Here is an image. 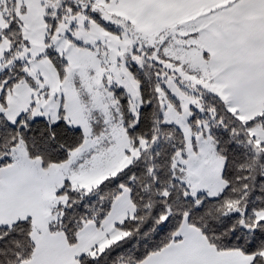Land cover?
Masks as SVG:
<instances>
[{"label":"rangeland","instance_id":"obj_1","mask_svg":"<svg viewBox=\"0 0 264 264\" xmlns=\"http://www.w3.org/2000/svg\"><path fill=\"white\" fill-rule=\"evenodd\" d=\"M63 1L0 0V36L7 29L4 13H9L18 21L23 40L19 49L12 50L13 43L7 37L1 39L0 69H15L17 61H23V69L27 72V76L9 90L6 115L10 120L23 113L44 115L52 121L63 116L71 127L82 130L85 137L83 146L74 151L67 162L47 169L40 159L29 158L24 143L14 149L12 173L3 171L1 180L17 181L26 188L22 194L14 191L8 197L9 207L18 212L13 213V218L10 214L7 220L0 219V224L11 226L16 219L30 215L35 235L51 221L53 209L66 202L65 196L58 195L66 183L72 189L90 191L126 169L140 155L131 145L121 102L114 92H125L130 101L129 112L137 117L143 101L139 82L131 72V63L141 66L144 61L134 54L135 41L131 32H135L123 25L114 26L115 33L95 21L93 15L98 14L97 8L107 6L112 0H65L66 6L58 17ZM110 24L115 25L114 20ZM210 30H199L201 37L198 39H184L185 31L162 34L147 38L146 43L143 46L139 43L137 48L141 51L159 49L168 39L166 53L195 71L192 74L181 68H170L164 88L178 101L180 110L160 89L161 111L165 122L178 127L186 138V157L179 155L177 159L184 172L182 181L189 185L193 195L203 193L216 198L225 188L224 159L216 151L207 123L199 121L196 131L190 126L195 111L201 109L203 95L221 96L213 78L207 76L209 62L204 50H207L205 42ZM52 53L67 62L63 78L49 56ZM100 122L101 132L95 135L94 125ZM133 211L129 191L125 189L100 229L93 223L85 225L79 246L73 252L76 255L102 252L122 240L126 233L117 225L131 217ZM259 219H264V214H260ZM40 263L71 264L61 259L32 262Z\"/></svg>","mask_w":264,"mask_h":264},{"label":"trees","instance_id":"obj_2","mask_svg":"<svg viewBox=\"0 0 264 264\" xmlns=\"http://www.w3.org/2000/svg\"><path fill=\"white\" fill-rule=\"evenodd\" d=\"M56 1L53 0V2ZM65 6L64 0L58 8V17L61 16L62 8ZM9 15V13L8 15L4 13L7 29L0 36V41L3 37H7L13 43L12 50H17L23 45L22 32L18 21L13 18L14 16L10 17ZM93 17L100 25L115 33L117 32L114 26L123 27L124 25L129 28L130 25L129 23L124 24V20L118 17L114 18L115 25L102 20L99 14H94ZM49 21L50 19H48ZM131 36L135 41V56L144 61L141 66L134 62L131 63V72L139 82L143 101V106L137 117L132 116L129 112L130 101L125 92L122 90H115L114 92L121 102L124 126L131 145L133 149L140 151V155L126 169L115 176L109 177L90 191L75 190L71 188L69 183H66L65 188L58 194L65 196L66 202L57 205L53 209L49 231L63 234L70 246L77 245L79 235L85 225L93 223L97 228H101L104 221L111 214L116 200L122 195L123 190L127 189L134 207L133 215L117 226L126 233V236L102 252L93 251L79 256L76 264H86L88 257H102L105 254L107 260H101L100 264H129L130 255L137 249L142 253H146L145 259H147L176 242L178 232L185 221L198 230L215 250L219 252L237 251L254 258L250 253L244 251L246 245L241 244L235 238L229 239L227 234L222 233L221 230L225 225L237 219L236 213L243 214L245 206L249 210V214L251 211L256 212L255 224L264 220L259 219L260 214H264V171H261L259 167L254 166L252 163L226 164L229 158L220 150L221 142L224 140L226 133L222 129H213L212 125L214 122L229 127L234 125L235 131L247 133L250 146H254L259 152H264V142L259 141L253 134L257 128L264 130V114L246 121L237 111L232 110L222 97L217 95H203L201 97V109L199 111L194 110L195 113L190 120V126L193 131H196L199 121L208 124L209 134L214 141L216 151L224 159L222 179L225 188L216 198H209L207 195L200 197V200L205 201L207 210H202L201 213L194 214L192 217L184 212L182 218L178 211L171 219L165 213L160 216V221L164 222L163 230L156 236H153L149 231L148 226L151 224L149 215L158 213L160 206L151 211L149 208L141 206L144 202L141 197L147 198L150 195V193L143 191L144 185L148 183L149 187H152L149 180L157 178L155 174H158L161 181L173 182L171 177L179 176L180 172H183L181 166L177 164L179 155L183 158L186 157V138L178 127L165 122L161 111L159 90L163 89L175 108L180 110L178 101L164 88V79L167 77V73L171 74L170 68L187 70V67L182 66L180 61L169 57L165 53V44L161 45L159 49L148 48L141 51V48H137L138 44L140 43L143 46L148 39L133 32H131ZM49 56L58 69L61 78H63L67 62L55 53ZM9 57L8 54L6 59L8 60ZM20 67L21 65L17 64L15 69ZM24 78L25 76H21L15 84ZM63 120L65 121L64 118ZM65 124L68 127L61 124L57 129L61 134L57 143H63L66 150L51 147L39 139L35 142L32 139H22L17 143H11L10 147L9 144L5 143L0 147V170L13 163L12 153L21 142L24 143L29 158L40 159L45 169L67 162L71 154L83 146L85 137L82 130L76 131L77 128L71 127L66 121ZM101 125V122L94 125L95 135L100 134ZM42 126L43 123L38 122L34 127ZM234 151L237 160H242L241 153L243 149L237 147ZM257 158L253 157L252 159ZM176 169H179V171H176ZM244 169H252V171H244ZM149 172L154 173L151 178L148 175ZM183 176L180 177L181 180ZM185 191L190 190L188 188ZM70 204L72 205V211L68 213L67 219H62V217H65L66 208ZM22 221L29 222L28 226H20L25 227L27 235L34 241L28 257L31 260L36 251L33 220L30 218L22 219L11 226L18 225ZM141 221H144V223L142 224ZM29 227L30 230H28ZM24 243L27 247L29 242L24 239Z\"/></svg>","mask_w":264,"mask_h":264},{"label":"crops","instance_id":"obj_3","mask_svg":"<svg viewBox=\"0 0 264 264\" xmlns=\"http://www.w3.org/2000/svg\"><path fill=\"white\" fill-rule=\"evenodd\" d=\"M102 8L113 20L123 19L125 24H130V29L148 39L179 31L187 32L184 39H198L199 30L211 28L205 42L207 50H204L209 62L207 76L213 78L220 97L244 120L264 114V0H112ZM181 64L189 73H195ZM253 134L264 142L263 129H256ZM14 164L13 159L10 166L0 170V219L3 220L10 214L13 218V213L18 212L9 207L8 197L14 191L22 194L26 188L17 181L2 182L3 171H10ZM25 218L33 219L30 215ZM34 237L36 251L32 262L61 259L64 263L76 264L81 256L73 252L79 241L70 246L63 234L49 231V223ZM177 237L176 242L147 258L146 264H251L253 259L237 251L215 250L186 221Z\"/></svg>","mask_w":264,"mask_h":264},{"label":"snow or ice","instance_id":"obj_4","mask_svg":"<svg viewBox=\"0 0 264 264\" xmlns=\"http://www.w3.org/2000/svg\"><path fill=\"white\" fill-rule=\"evenodd\" d=\"M17 63L21 65L19 69L14 70L12 67L0 69V141H2L0 147L5 143L9 144L10 147L11 143H17L22 139H32L33 142L39 139L51 147L65 149L63 143H57L61 135L57 129L61 124L68 127L63 117L52 121L44 115L29 116L27 113H23L16 117V119L10 120L6 115L4 109L8 107L7 96L10 88L21 76H27V72L23 69L24 62L17 61ZM38 122H42L43 126L34 127ZM212 127L213 129H222L226 133L220 148L221 152L229 158L226 164L252 163L254 166L259 167L261 171H264V152H259L254 146L248 144L249 138L246 132L235 131L234 125L229 127L215 122ZM76 131H79V129H76ZM237 147L243 149L241 153L243 156L242 160H237L236 158L234 150ZM253 157L258 158L253 160ZM176 171H179V169H176ZM244 171H252V169H244ZM148 175L151 178L154 173L149 172ZM155 175L157 178L149 180L152 187H149V184L146 183L143 188V191L150 193V195L147 198L141 197L144 201L141 206L149 208L150 211L160 206L158 213L149 215L151 224L148 227L153 236L158 235L163 230L164 222L160 221V216L165 213L171 219L178 211L182 218L184 212H187L189 217H192L194 214L201 213L202 210H207L205 201L200 200V197L204 195L203 193L193 195L191 191H185V189L189 188V185L180 179L183 176V172H180L179 176L171 177L173 181L171 183L161 181L158 178V174ZM71 211L72 205L70 204L66 208L65 217H62V219H67L68 213ZM235 215L237 219L225 225L221 230L222 233L227 234L229 239L235 238L241 244L246 245L244 251L254 257L251 260V264H264V220L255 224L256 212L251 211L249 214L246 206L243 214L236 213ZM141 223L143 224L144 221H141ZM28 224V221H22L18 225L13 226L0 224V264H32V261L28 257L34 241L27 235L25 227L20 226H28ZM28 230H30V227ZM24 239L29 242L27 247L25 246ZM145 256L146 253H142L137 249L130 255L129 264H146ZM101 260L106 261L107 255L88 257L86 264H100Z\"/></svg>","mask_w":264,"mask_h":264},{"label":"water","instance_id":"obj_5","mask_svg":"<svg viewBox=\"0 0 264 264\" xmlns=\"http://www.w3.org/2000/svg\"><path fill=\"white\" fill-rule=\"evenodd\" d=\"M97 12L99 14V16L101 17L102 20H104L107 23H111L113 22V19L111 18V16L102 8H97Z\"/></svg>","mask_w":264,"mask_h":264}]
</instances>
